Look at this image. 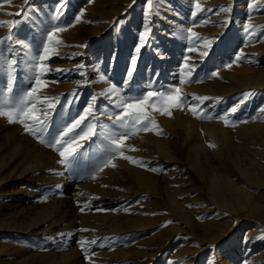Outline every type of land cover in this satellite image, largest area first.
I'll list each match as a JSON object with an SVG mask.
<instances>
[{"label":"rangeland","instance_id":"1","mask_svg":"<svg viewBox=\"0 0 264 264\" xmlns=\"http://www.w3.org/2000/svg\"><path fill=\"white\" fill-rule=\"evenodd\" d=\"M37 1L42 0H29L28 11L27 13H22L21 16L9 15V20L15 19L21 21V23L13 29L14 38H19L26 42V34L28 31L25 30L24 33H21V31L24 29H31V31H29L34 32L35 24L33 26L29 24V17L32 15V4ZM87 1L83 5H86ZM144 1L145 0H130L124 11L117 16V20L115 21V35L117 37L124 29L128 30L130 24L136 22L138 26L143 24V18H140V9ZM246 1L250 6V13L249 11L247 13L244 12L240 20H238L237 25H233L232 22H230L227 27H225L224 23L216 18L214 20L218 22L212 21V27L214 28L212 35L210 33L211 30H202V28L196 29V33L199 34L200 37L201 35L209 37L215 35L213 37L218 38L219 36H217V34L219 35L220 33V35H222L219 38L220 40L216 41L211 48L203 49L198 52H188L186 54L190 57L188 64L195 65V71L191 78L192 82L185 85L172 83V87H185V91L187 90L186 93L185 91L181 93L188 98L196 94L212 98L204 101L202 105H199L198 101L189 98L188 104H185V110H183V114H181L186 117L184 119L188 121H190V119L195 120L199 123L196 127L198 133L196 136L200 141L201 135L206 129L203 125H200L202 124L201 122L204 121L217 122L216 119H218L219 122L220 120L222 128L227 130V135L233 142H239L236 135L241 131V125L245 123L243 121H246L247 117L249 119L255 117V119L247 120V122H257L260 120L264 122V115L258 116L257 114V109L264 104V86L260 88V94L257 96L256 101L251 100L250 102H248V100L251 97L245 101L243 92L239 88H236L232 94H229L228 98H226L225 94L218 93L220 92L219 90L222 89L221 86L229 83L232 84V79L229 75H226V73L231 72L233 68L242 65H248L254 70L261 67L264 68V0ZM240 2L246 3L245 0H241ZM7 5L10 13L13 14L21 11V9L25 7L24 2L21 4L20 0H11V4L4 3L0 5V8ZM214 24H216V26ZM247 24H251L253 28L257 30L254 37L251 38L255 41L253 43L248 42L245 46L238 44L229 45L231 38H227L231 36L230 34H232L233 30H244ZM204 31L210 35H207ZM260 34L263 36L261 37ZM7 35L8 28L6 26L0 27V40H4V43L0 44V53H3L5 57L10 59L12 58V53L7 52L6 49L11 42L5 40ZM97 37L95 40L92 39L89 41V46L85 53L88 56H94L97 61L101 62L99 73H102L98 74V76L104 75L107 77V82L97 81V79H99L98 76L96 81L91 80L90 84L87 85L85 89L87 91V99L86 97L83 100L80 99L81 102L79 101V98H81L80 96L77 98L68 97L69 92H74V89L77 87L76 80L81 78L78 65H84L83 72L87 71L88 64L86 60H81L79 58L73 61L71 68L76 70H73L74 73L72 76L70 75L69 78L58 73H55V75L59 76H56L57 78L55 75L54 77L50 76L44 78L48 84L47 87H53L54 93L57 94H55L56 96L53 94V97L60 100L55 113H53L55 118H52L48 126L49 130H47L51 137H49L46 132L44 133L46 139H51L58 135L59 131L66 123H70L73 118L83 111L86 106V100L89 101L90 96L99 95V93L104 92L110 84H115L119 89H123L120 90L121 96L126 94L123 93L125 92L124 88H121V82L116 74L128 70L129 64L120 67L117 61L119 56L116 57V55H114L113 57V49L105 45V47H101L102 44L107 43V39L111 38L109 30ZM14 49H20L18 53L20 56L22 48H20L19 45H15ZM201 51H207L208 55L201 57ZM96 54L99 56L100 60L95 56ZM18 55L16 56L19 57ZM237 55H241L242 59H240L238 63H233ZM16 56L15 58H17ZM184 58L185 56L183 55V57L179 58L180 60L178 59L183 65L181 67V74L185 73ZM229 63H232L231 68L226 67ZM146 66L147 65L138 64L136 65V71L144 70ZM215 70L219 75L211 77V73L215 72ZM86 74L89 80L92 79L91 77H93V75H90L89 72ZM28 84L29 83L26 84L25 91L27 90ZM204 88L208 90H204ZM255 91V88H250L246 89L245 93ZM98 97H100V95ZM16 98L17 96H14L12 99L15 100ZM101 98H98L95 102L96 120L98 122L100 121L98 114L100 116L103 113L106 116V114L111 115L119 111V109L115 107L116 97L110 101L105 96ZM71 99H73V103L69 105L68 101ZM255 103H258V105H255ZM83 104L85 106H83ZM189 105H199L198 111L203 110L205 118L200 119L193 116L189 111ZM77 106H80L79 110ZM100 106L103 108L101 114L99 112ZM81 107L83 109H81ZM233 107L238 108L235 113H231ZM147 111L155 118L159 129L162 130V134L158 135L155 131H150L146 133L141 132L139 135H144V139L166 136L169 141L175 138L179 141L178 135L181 134L178 132L183 129V126L175 121L173 114L171 116L161 115L159 112L153 111L151 107H149ZM171 111L173 113V110ZM102 116L103 115H101V119ZM208 116H211L212 119H208ZM221 116H227L232 126H226L224 121L219 119ZM164 118L168 119L167 121L170 123V128H173V131L168 128V124L164 125L161 122ZM101 121H103V124L114 127V130L119 131V129H115V126H112V122L108 118H104ZM4 122V128L0 135V150H2L1 155L7 154L4 157L6 161L8 158L12 157V164L15 165L24 161L26 156H28H19L14 152L11 154L7 153V151H10L7 147V143L11 142V138L9 139V137L15 135L17 138L22 139L21 141H17V143H20L21 148L24 150L32 146H36L39 149L42 148L41 151L45 153L48 152L49 154L46 153L41 156L50 157L54 163L48 168H40L38 170V179H27L30 173L26 177L15 179L13 181L14 185L13 183L11 185V188L15 191L27 187L35 191V193L27 194L30 199H35L37 203L36 209L31 210V212H35L38 217L49 214L60 216L64 210H67L68 204L66 201H68L69 204H71V201H77V206L73 208V211L67 212L66 230L62 231V225L58 224V227H60L59 230L61 231L57 233L58 236L54 235L53 240L47 237L44 238V236L42 237L40 234L41 237L38 236L35 241H29L30 246L28 248L31 253L35 252L34 254H36L38 252L36 257L31 260V264H47V262L44 261L45 258H49L48 261L53 260L51 261L53 264H264V239L259 238L264 235V218H260L257 213L251 215L247 210L232 212L224 206L209 204L208 202L204 205V203L202 204V202H204L203 200L199 202L198 198L196 199L199 195L198 193H187L186 196H188L187 198L189 199L184 203L183 207L185 208L184 212L189 221L187 219L185 221L179 219L177 216H172L171 211L165 207V203L163 202L165 196L164 191H160L158 194L161 199L158 200L156 210L151 208V201L155 200L157 197L151 194V192H144V189L140 190L137 188L138 185L135 179L130 175L132 170L135 169L143 171L148 175L161 177L166 173L176 172V170H178L177 168L182 167V170L179 169L177 177L186 179V176L189 178L195 175L193 174V169L189 167L184 160L173 161L163 156L161 151H155V146H153L151 142L144 144L145 140L143 141L142 138L138 139L139 135L132 136L125 142L127 146H134L138 150L131 151L126 147L124 152L125 155L143 160L146 163V167L137 166L117 156L113 161L117 166L106 167L101 172L97 169L99 165L108 159V154L104 152L103 147L95 138L92 142H84L85 146L81 149V157L87 155L89 152H93L97 157L96 163L91 166L85 165V163L82 162L81 164L79 161L83 160L81 157H78L73 167L65 168V166L58 163L60 160L59 154L52 148L39 143L34 136L25 132L23 125L19 123L10 124L7 120H4ZM9 128H12V131H9ZM52 130L54 133L52 132L51 134ZM177 142L166 143L167 146H169L170 154L176 155L178 153L179 147L176 145ZM209 144L216 145L218 143L211 142L210 140H207L205 143L209 150H215L216 147H209ZM92 146H96L94 150ZM81 167L83 168L81 169ZM149 168H156L158 171H149ZM57 173L61 174L58 175ZM93 174H95V179L92 178ZM48 179L51 180V182H48ZM241 182L243 183V181ZM176 184L177 183L171 182V186L173 187H175ZM189 184L193 186L197 184V180L194 179L185 183V189L190 186ZM57 185L60 187L58 188ZM173 187L169 188V193L171 195L176 190L175 188H177ZM3 189L8 190L9 188L4 187ZM260 192H262V189L254 190L255 195H259ZM175 197L178 198V195L175 194ZM27 201L29 200H25L24 202L27 203ZM84 205H88V207L81 211V207ZM139 219H142V223L136 224L139 222ZM153 220L157 221L153 224ZM209 220L220 222V224H217L215 227L220 231L221 236L212 243L201 242L192 235L191 229L197 230L200 233L205 230L208 231V227L206 228L203 225ZM169 221H171V223H168ZM191 221L193 224L196 223L197 226L194 227ZM186 223L190 224L191 227H188ZM137 225L140 226L138 227ZM116 226L123 230H114ZM80 229H88L89 231H80ZM82 240L89 242L96 240L97 243L86 244L85 248L87 251L84 252L81 250L78 243ZM12 244L14 245V242H12ZM86 255L89 257L88 259H86Z\"/></svg>","mask_w":264,"mask_h":264},{"label":"bare ground","instance_id":"2","mask_svg":"<svg viewBox=\"0 0 264 264\" xmlns=\"http://www.w3.org/2000/svg\"><path fill=\"white\" fill-rule=\"evenodd\" d=\"M86 1L87 0H65L66 7L64 8V16L59 22L54 21L53 18L56 14V9L60 0L37 1L32 4V15L29 17V24L31 26L35 24L34 32H30L31 29H29L30 31L28 29L21 31V33H24L25 30L28 31L26 34V42L32 46V50L35 52L43 40L42 30L46 31L51 23H60L61 26L67 24L75 15L79 14L81 9H83L82 22L75 24L72 27H68L66 31L58 34L59 38L62 39L66 45L60 47V55L53 56L46 62L52 69L59 68L64 69L65 71L59 73L52 71L44 77H54L55 73H58L69 78L70 75H73V70H76L71 68L73 61L76 58L86 60V63L88 64L87 71L83 72L84 67L79 68V72L84 73V75H81V78L76 80L77 87H74V92L77 93V96H73L72 91L68 94V97L72 98L80 96V102V99L83 100L85 97L87 99V91L85 89L87 85L90 84V81H96L98 74L102 73H99L101 62L97 61L94 56H88L85 53L89 46L88 43L92 39L95 40L98 35H103L107 30H109L111 38L107 39V43L102 44L101 47H111L113 49V57L114 55H116V57L119 56L117 61L121 67L122 65H130V57L136 55L135 48L139 44V33L145 30L146 24L150 27V32L148 34L149 42L141 47L137 59V65H147L146 68L144 67V70L137 69L138 71L134 73L133 78L128 84H124V80L127 79V70L122 71L120 74L116 72V76L121 82L120 86L121 88H124L125 92L123 93H126L123 97H139L148 91H166L169 87H172V83H179L182 75L181 67L183 66L179 61V58L183 57V55L188 56L186 54L189 52L187 51L189 47L195 49L192 52H198L205 49L203 47V40H197L190 44L186 39H183L182 36H186L187 33L182 30L193 26V31L195 32L196 29L202 28V30H211L210 33L212 35L214 29L212 27V21L214 19L218 18V20L223 22L224 26L227 27L230 22H232L233 25H237L238 20H240L244 12L247 13L249 11L250 13V6L246 0V3H241V0H152L150 6L147 3V0H145L140 9V18H143V24H141V26H138L137 22L130 24L129 29H124L117 37L115 35V21L117 20V16L127 7L130 0H88L87 4L83 5ZM23 2L24 0H20L21 4ZM197 2H199L201 8L205 11L197 12L195 19H193L192 13L197 11L195 7ZM223 7L230 8V11L221 12L220 9ZM209 9L211 11H208ZM8 13H10L8 5L0 8V19L9 20ZM84 21H90V23ZM201 21H207V23H201ZM214 25L216 26V24ZM208 34L209 33H207V35ZM221 35L220 33L219 35L217 34V36H219L218 38L213 37L215 35L211 37L201 35V37L210 42V47L208 48H211L216 41L220 40L219 38ZM230 35L231 36L227 38H231L229 45L238 44L245 46L248 42L253 43L255 41L251 39L254 35L249 36L244 30H233ZM262 36L263 35H261V37ZM77 45H86V47H76ZM26 51L27 50L22 49L20 56H16L18 61L17 72L15 73V80L11 85L12 91L10 93H8L7 89L8 77L3 71L0 73V95L8 93L10 102L13 101L12 98L14 96H17L16 99H18V97L25 91L26 84L29 83V67L31 62L30 59L24 55ZM95 56H97V54ZM97 57L99 58V56ZM98 60H100V58ZM88 72L90 75H93L90 80L86 74ZM226 75H229L233 82L232 84L229 83L221 86L222 89H220V92L218 93H223L226 98H228V95L232 94L236 88L242 90L243 94L246 89L255 88V95H252L248 102L251 100L256 101L257 96L260 94V88L264 86L263 67L254 70L248 65H242L233 68V70L226 73ZM56 76L58 75H55V77ZM98 80L99 79H97V81ZM52 88H45L42 95L53 97V94L55 95L56 93H54V88ZM180 88L181 92L185 91V87L180 86ZM204 90L208 89L204 88ZM103 96L104 95H100L98 98ZM191 97L189 98L191 99ZM114 98L115 96L112 97V99ZM86 101L87 106L89 101ZM255 105H258V103H255ZM83 106L85 105L83 104ZM101 107L102 106H100V109L98 108L100 114L101 110H103ZM81 109L83 108L81 107ZM171 110H173L172 114L174 115L173 117H175V121L183 126V129L178 132L182 135H178L179 141L177 138L169 141L166 136H159L154 139H144V135H139L138 139L142 138L143 141L145 140L144 144L151 142L153 146H155V151H161L163 156L168 157L173 161L184 160L189 167L193 169V174L195 176L189 178L186 176V179L177 177L179 169L182 170V167L180 168L179 165L176 172L166 173L161 177L150 174L148 175L143 171L135 169L132 170L130 175L135 179V182L138 185L137 188L140 190L144 189V192H151V194H154L157 197L155 200L151 201V208L156 210L158 200L161 199L158 194L160 191H164L165 196L163 202L165 203V207L171 211L172 216H177L179 219L186 221V219L188 220V217L186 216L184 212L185 208L183 207L184 203L189 199L186 195L187 193H198L199 195L196 199L198 198L199 202L203 200L204 202H202V204L204 203V205L207 202L209 204H218L228 208L232 212L247 210L251 215L257 213L260 218H264V122L260 120L257 122L248 121L243 123L241 125V131L236 135L239 142H233L227 135V130L222 128L220 120L219 122L218 119H216L217 122L204 121L200 124L206 128L201 135V142L196 136L198 134L196 127L199 123L191 119L188 121L184 119L186 118L184 115H181L185 108H173ZM257 110L258 116H263L264 111L262 110H264V104H262ZM101 115L105 116L103 113ZM101 115L99 116L98 114L100 123L103 122L101 120L104 118L107 119L109 116L106 114V116H102L101 119ZM53 118H55L54 115ZM4 120L7 119L0 118V135L4 128ZM167 120L168 119L164 118L161 122L164 125L168 124V128L173 131V128H170L171 125H169L170 123ZM247 120H253V118L251 117L249 119L247 117L246 121ZM53 130L51 131V134ZM9 131H12V128H9ZM49 134L47 132V135ZM49 137H51V135H49ZM10 138L11 142L7 143V147L10 151H7V153L11 154L14 152L19 156H28H26V159L21 163L13 165L11 160L12 157L8 158L6 161L4 157L7 154L1 155L2 150H0V264H31V260L36 257L38 252L36 254H34L35 252L31 253L28 248L30 246L29 241H35L36 238H38V236L41 237V235L42 237L44 236V238L47 237L53 240L54 235H57L59 231L66 230L67 212L73 211V208L77 206V201H71V204L66 201L68 204L66 208L67 210H64L60 216L49 214L43 217H38L35 212H31V210L36 209L37 203L35 199H30L27 194L35 193V191L28 187V189H18L15 191L11 188V185L15 179L26 177L30 173L31 174L27 179H38V170L40 168H48L54 163L50 157L41 156L46 153L49 154L48 152L45 153L41 151L42 148L39 149L36 146H32L31 148H26V150H24L20 147V143H17V141H21L22 139L17 138L15 135L9 137V139ZM207 140L218 143L216 144L215 150H209L207 148L205 145ZM169 142H177L176 145H178L179 148L176 155L169 153V146L166 144ZM92 147L94 150V147L96 146ZM81 159L83 161H79L80 163L82 162L85 163V165L87 164L90 166L94 165L97 161V157L93 152H89L85 156L83 155ZM82 168L83 167H81V169ZM194 179L197 180V184L193 186L189 184L190 188L188 187L185 189V183ZM241 181H243V183ZM48 182H51V180L48 179ZM171 182L177 183L175 185L177 188L171 186ZM4 187L9 189L4 190ZM171 187L176 189L172 195L169 193V188ZM256 189H262V192H260L259 195H255L254 190ZM175 194L178 195V198L175 197ZM25 200L29 201L25 203ZM155 221L157 220H153V224ZM141 223L142 219H139V222L136 224ZM58 224L62 225L61 230H59L60 227H58ZM186 224L188 227H191L190 224ZM191 224L194 225V227L197 226V224H193L192 221ZM217 224H220V222L209 220L203 225L206 228L208 227V231L205 230L200 233L197 230L191 229V233L201 242L212 243L221 236L220 231L215 227ZM137 226L139 227L140 225ZM114 228L116 231L123 230L118 226ZM12 242H14V245ZM48 259L49 258H45L44 261L47 262V264H53V262H51L53 260L48 261Z\"/></svg>","mask_w":264,"mask_h":264},{"label":"snow or ice","instance_id":"3","mask_svg":"<svg viewBox=\"0 0 264 264\" xmlns=\"http://www.w3.org/2000/svg\"><path fill=\"white\" fill-rule=\"evenodd\" d=\"M152 0H147L149 6ZM8 3L11 4V0H0V5ZM25 7L21 11L13 14L8 13V15L21 16L22 13H27L29 7V0H24ZM66 7L65 0H60L58 3L56 14L54 16V21H61L64 16V8ZM196 10L192 13L193 19H195L197 12L205 11L201 8L199 2L195 4ZM208 11H211L210 9ZM221 12L230 11V8L223 7L220 9ZM83 9L80 10L79 14L75 15L71 21L67 24L61 26L60 23H51L47 27L46 31L42 30L43 40L38 47V49L33 52L32 46L21 40L19 38H14L13 29L17 27L21 21L20 20H0V27L6 26L8 28V35L5 40L11 42L9 47L6 49L7 52L12 53V58L5 57L3 53H0V71H3L8 77L7 89L8 93L12 91L11 85L15 80V73L17 72L18 61L15 58L19 53V49H14L15 45H19L20 48L27 50L25 52V57L30 59L29 67V84L27 90L23 92L18 99L10 102L8 93H3L0 95V118H6L7 122L19 123L23 125L25 132L34 136L39 143L46 145L47 147L55 150L59 156V164L65 166V168L73 167L74 163L77 162L78 157L82 155L81 149L84 148V142H92L95 138L99 141L100 145L103 147L105 153L108 154V159H106L99 167L98 171H103L106 167H116L117 165L113 161L117 158H122L130 163L137 166L146 167V163L143 160H139L129 155H125V148L128 147L131 151H137L134 146H127L126 141L132 136L139 135L141 132L155 131L156 134H162V130L155 118L147 111L149 107L155 112H159L161 115L171 116L173 108L182 109L185 104H188L189 98L182 95L181 88L179 86L170 87L166 91H148L139 97H129L125 99L120 95V89L115 84H110V86L99 95H104L108 99H112L113 96L116 97L115 107L119 109L108 116V119L112 122L110 127L96 120L95 112V102L98 99V95H92L87 106L79 113L75 118L71 120L70 123H66L63 128L59 131L58 135L54 138L46 139L44 133L47 132L50 121L53 118V113L56 111L57 105L60 100L56 97H49L47 95H42L43 90L47 88L48 84L44 77L52 71L64 72V69H52L46 63L53 56H59V49L62 46H66L64 41L59 38L58 34L66 31L68 27H72L75 24L82 22ZM147 19V15H146ZM90 23V21H84ZM201 23H207V21H201ZM195 26V25H194ZM186 32V36H182L190 44L197 40H203V47L207 49L210 47V42L205 38L200 37L195 31H193V26L187 27L182 30ZM244 31L249 36L256 34L255 29L251 24H247L244 27ZM150 32V27L146 24L145 30L139 33V44L135 48L136 55L130 57V66L126 72L127 79L124 80V84H128L134 76L136 71L138 54L141 51V47L145 46L148 41V34ZM4 40H0V44H3ZM76 47H86V45H77ZM195 49L189 47L187 51L192 52ZM201 57L208 55L207 51L200 52ZM241 55H237L233 63H238L241 59ZM190 57L185 56V73L181 75L179 81L180 85H185L191 81L192 74L195 71V65H189ZM79 68H83L84 65H78ZM226 67L231 68L232 63L226 65ZM84 75V73H81ZM218 72H212L211 77L218 76ZM187 77V78H185ZM100 82H107V77L104 75L99 76ZM200 82V81H195ZM73 96H77V93L73 92ZM255 95L254 92H246L243 94L244 99L250 98ZM212 99L208 96L193 95L191 100L198 101L199 105H202L204 101ZM73 101L69 100L68 104H72ZM197 106L189 105V111L197 118L204 119L205 113L203 110L198 111ZM238 110L237 107L231 109V113H235ZM264 111V110H262ZM212 119L211 116L207 117ZM219 119L223 120L226 126H232L227 116H221ZM255 119V117H253ZM247 122V121H243ZM209 147H216L214 144H209ZM149 171L156 172L158 169L149 168ZM58 175L61 173H57ZM95 179V174L92 176ZM59 188L60 186L57 185ZM191 206V205H190ZM88 205L81 207L83 211ZM126 211V209H125ZM168 223H171L169 221ZM80 231H89L88 229H80ZM264 239V235L259 237ZM81 250L86 252L87 249L85 245L88 243L95 244L96 240L86 241L82 240L78 242ZM89 257L86 255V259Z\"/></svg>","mask_w":264,"mask_h":264}]
</instances>
